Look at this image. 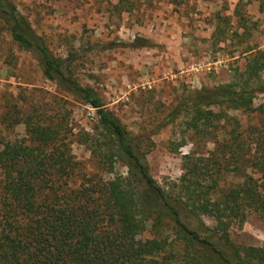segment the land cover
Segmentation results:
<instances>
[{"label":"trees","instance_id":"trees-1","mask_svg":"<svg viewBox=\"0 0 264 264\" xmlns=\"http://www.w3.org/2000/svg\"><path fill=\"white\" fill-rule=\"evenodd\" d=\"M0 23L45 78L96 113L92 132L76 134L43 103L4 116L26 137L0 144V264H264V243L238 244L228 232L249 213L264 221V48H248L231 81L188 90L169 107L160 126L184 120L194 148L165 187L149 172L148 134L132 133L80 84L12 0H0ZM73 136L102 174L76 159ZM197 138L213 149H198ZM117 162L126 175L114 171Z\"/></svg>","mask_w":264,"mask_h":264},{"label":"rangeland","instance_id":"rangeland-1","mask_svg":"<svg viewBox=\"0 0 264 264\" xmlns=\"http://www.w3.org/2000/svg\"><path fill=\"white\" fill-rule=\"evenodd\" d=\"M12 1L51 51L69 59L80 84L92 87L132 133L148 134L149 172L165 187L178 181L182 157L194 148L184 120L160 126L169 107L188 90L231 81L245 68L246 50L264 48V0ZM28 102L65 116L74 134L92 132L96 122L94 108L45 78L37 57L0 23V144L26 137L23 124L11 126L3 118ZM72 138V153L84 169L102 174L91 150ZM195 140L203 151L214 147ZM114 171L126 175L122 162ZM202 221L216 225L212 217ZM228 232L238 244L264 243V221L255 213Z\"/></svg>","mask_w":264,"mask_h":264}]
</instances>
